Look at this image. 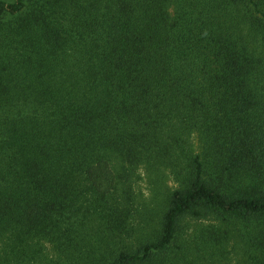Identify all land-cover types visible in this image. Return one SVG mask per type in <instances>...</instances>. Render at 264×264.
Listing matches in <instances>:
<instances>
[{
	"label": "trees",
	"instance_id": "16d2710c",
	"mask_svg": "<svg viewBox=\"0 0 264 264\" xmlns=\"http://www.w3.org/2000/svg\"><path fill=\"white\" fill-rule=\"evenodd\" d=\"M0 264H264V0H0Z\"/></svg>",
	"mask_w": 264,
	"mask_h": 264
},
{
	"label": "rangeland",
	"instance_id": "374dc122",
	"mask_svg": "<svg viewBox=\"0 0 264 264\" xmlns=\"http://www.w3.org/2000/svg\"><path fill=\"white\" fill-rule=\"evenodd\" d=\"M138 189L140 190V191H142L143 192V194H148V191H147V184H146V182L145 181H142V182H139V184H138ZM147 196V195H146Z\"/></svg>",
	"mask_w": 264,
	"mask_h": 264
}]
</instances>
